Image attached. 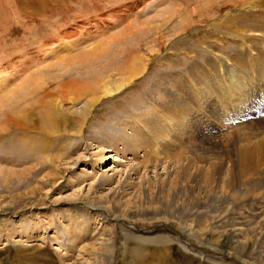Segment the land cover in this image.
I'll return each mask as SVG.
<instances>
[{"label":"rangeland","instance_id":"1","mask_svg":"<svg viewBox=\"0 0 264 264\" xmlns=\"http://www.w3.org/2000/svg\"><path fill=\"white\" fill-rule=\"evenodd\" d=\"M253 146L264 0H0V264H264Z\"/></svg>","mask_w":264,"mask_h":264},{"label":"bare ground","instance_id":"2","mask_svg":"<svg viewBox=\"0 0 264 264\" xmlns=\"http://www.w3.org/2000/svg\"><path fill=\"white\" fill-rule=\"evenodd\" d=\"M254 3V2H253ZM247 4V7L246 8H250L252 6L251 2L250 3H246ZM140 75L137 74V73H132L131 77H130V80L133 81L135 80L136 78H138ZM112 77V76H111ZM111 77H108V78H111ZM125 78V77H124ZM104 78L102 79H97V84L98 83H101L103 81ZM125 79H122L121 81H123ZM130 81V82H131ZM129 82V83H130ZM127 84L128 83H120L119 81H117V79H114V80H110V82L108 83H103L101 84L102 86L99 87L98 86V89H99V92L100 94L98 98H95L93 100H89V101H85L84 104L82 105V113L85 115L86 113H88V111L90 109H94L95 105L102 99V98H106V97H111V96H115L117 95V93L126 88L127 87ZM74 83L71 82V83H68V84H65L62 86L63 89H66V88H70L72 90V95L74 96V100L75 102L79 101V97L83 96V94H80V92H78L77 90L73 89L74 88ZM76 86V85H75ZM83 89V88H82ZM97 90V89H96ZM77 91V93H76ZM93 93V92H92ZM85 95V94H84ZM93 96V95H92ZM95 96V95H94ZM84 97V96H83ZM85 98V97H84ZM83 98V99H84ZM74 102L72 101H66L64 103L60 102V101H55L52 105H49L48 107V104H44V107L46 108V105H47V108L48 109V113L47 114L48 116L52 115V110H51V107L52 106H56L58 109H62V107H64V104H69L72 106ZM60 107V108H59ZM81 108V107H80ZM61 111V110H60ZM63 111V110H62ZM92 112V111H91ZM24 114L22 113L20 115V117L14 119L15 120V125H14V129L17 131V132H26L27 129H28V123H27V119L25 117H23ZM85 117V116H84ZM83 117V118H84ZM17 135V134H16ZM254 147V146H253ZM258 147V146H257ZM255 148V147H254ZM41 151L42 153L46 150L44 146H41ZM44 150V151H43ZM106 151V150H105ZM107 152V151H106ZM109 152V150H108ZM118 158V157H117ZM113 159L114 160V157L113 156H110V154H107L105 156H103L101 159H99L98 161V166H97V169H99L100 165L106 163V161H109ZM240 166L242 167V170L245 171L247 174L249 175H253L251 173H253V171L257 174V169H260V168H264V148L263 147H258V148H255V149H250V148H247V149H244L241 153V158H240ZM115 162H117V159H115ZM259 171V170H258ZM255 174V175H256ZM105 175H103V177H105ZM96 223V222H95ZM187 231L191 232L188 228H187V225H186V228H185ZM131 236V235H129ZM128 236V237H129ZM144 237V236H143ZM134 238V237H133ZM150 238V237H149ZM152 238V237H151ZM150 238V239H151ZM126 240V239H125ZM128 240V239H127ZM126 240V241H127ZM131 240H133L131 238ZM167 240V238L165 237H159V236H156L153 240V242H158L157 244L162 243L164 244L163 242ZM169 240V239H168ZM125 246V244H124ZM160 247V246H159ZM165 247V246H164ZM156 249V248H154ZM162 250V249H161ZM164 250V249H163ZM155 251V250H154ZM193 253V252H192ZM194 254V253H193ZM192 254V255H193ZM196 254H194L195 256ZM182 256V255H181ZM184 257V256H183ZM197 257H198V261L200 260H206L203 256L197 254ZM136 258V257H135ZM186 258V257H184ZM189 258V257H188ZM190 259V258H189ZM192 259V258H191ZM208 259V258H207ZM186 261V259H185ZM190 260H187L186 262H184V264H191V262H189ZM144 262V261H142ZM193 262V260H192ZM195 263V262H194ZM206 263V262H205ZM136 264V263H134ZM201 264V263H199Z\"/></svg>","mask_w":264,"mask_h":264}]
</instances>
